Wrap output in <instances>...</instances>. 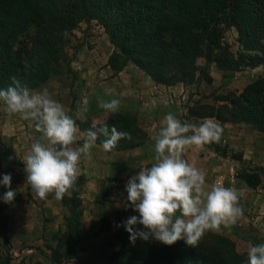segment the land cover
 Returning a JSON list of instances; mask_svg holds the SVG:
<instances>
[{
  "label": "trees",
  "instance_id": "obj_1",
  "mask_svg": "<svg viewBox=\"0 0 264 264\" xmlns=\"http://www.w3.org/2000/svg\"><path fill=\"white\" fill-rule=\"evenodd\" d=\"M91 20L102 26L113 46L107 64L114 73L133 63L154 82L169 86L177 82L192 84L198 78L211 83L210 63L223 71L264 66V0H0V89L7 88L13 76L30 89L54 76L71 61L66 47L73 30L80 22ZM229 27L236 31L235 52L224 42ZM199 58L204 59L203 65L198 64ZM218 100L219 104L198 101L188 106L187 116L212 117L220 123L244 122L264 132V75ZM102 124L131 134L132 139H121L116 150L138 145L146 136L130 116L112 114L96 125ZM91 126L84 122L81 129ZM208 146L224 158L239 161L242 165L236 176L249 187L262 183L264 169L244 159L241 152L229 150L222 141ZM4 174H11V188L16 192L13 170H5ZM7 190L1 185L0 197ZM18 198L16 192L13 203ZM69 200L72 218L65 234L70 237L71 246L59 256L57 252L51 254L53 261L78 258L82 251L75 233L79 200ZM13 203L0 199V218ZM246 237L253 245L264 243L257 235ZM202 238L196 247L180 240L171 246L153 245L147 251L166 264H245L247 252L238 253L228 237L210 232ZM144 242L136 240L138 244ZM136 255L137 251L126 250L125 264H146Z\"/></svg>",
  "mask_w": 264,
  "mask_h": 264
},
{
  "label": "crops",
  "instance_id": "obj_2",
  "mask_svg": "<svg viewBox=\"0 0 264 264\" xmlns=\"http://www.w3.org/2000/svg\"><path fill=\"white\" fill-rule=\"evenodd\" d=\"M80 28L78 37L82 36L81 45L75 50V58L71 63L74 79L66 83L49 78L33 90L47 88L51 98L62 104L73 118L79 108L87 107L85 122L91 125L105 122L112 114L133 117L146 136L138 145L113 149L107 153L101 144L96 143L91 150V160L81 159L79 172L83 174V186L75 194L79 200V225L75 233L82 245L78 258L62 257L53 261L48 250L50 244L60 247L56 254L64 251L63 244L51 243L54 241H48L47 237L58 231L61 235L66 233L67 224L72 218L71 211L67 210L59 218L46 222L47 214L57 216L65 209L46 208V199L33 198L31 189L20 191L18 188L16 192L19 198L1 213L6 223L2 224L0 218V264H125L128 249L131 253L137 251L136 257L146 264H166L163 259L155 254L151 256L147 251V247L159 246L161 242L150 239L133 245L129 239L130 234L121 226L128 217L138 215L131 208H125L126 182L138 175L141 168L154 163V141L151 137L159 131L162 120L169 112L174 113L182 122L195 125L203 122L205 118L188 117L187 107L198 101L209 103L208 95L217 88L214 75L226 71L210 63L208 69L211 83L200 80L198 83L186 85L177 82L169 86L154 82L133 63H128L114 73L107 64L113 46L102 26L95 21L81 22ZM190 86L194 87V93L189 99L187 92ZM112 99L120 100V108L116 113L99 107V101ZM212 119L223 128L221 141L229 150L241 152L244 159L264 169V132L248 123H220ZM82 123L77 120L80 133L84 132L81 129ZM39 136L34 125L19 116L7 115L0 106V180L5 170L12 169L15 173L24 171L25 165L19 166L16 162H23L24 155ZM83 142L81 136L75 146ZM184 158L204 173L207 187L217 184L235 188L244 211L230 231L222 227L218 231L206 233L228 237L234 242L238 253L248 252L253 245L246 236L257 235L264 241V177L258 187H249L236 176L241 163L220 156L208 145L202 150L190 149ZM24 176L22 183H26V174ZM112 183H118L114 187L118 190L112 193L113 196L104 191L106 185ZM115 197L116 202H110L114 200L110 198ZM98 198L105 201L98 203ZM149 256L152 257L151 261H148Z\"/></svg>",
  "mask_w": 264,
  "mask_h": 264
},
{
  "label": "clouds",
  "instance_id": "obj_3",
  "mask_svg": "<svg viewBox=\"0 0 264 264\" xmlns=\"http://www.w3.org/2000/svg\"><path fill=\"white\" fill-rule=\"evenodd\" d=\"M63 35L67 38L68 32ZM11 81L7 88L0 89V106L7 115L19 116L40 133L22 159L33 198L43 200L54 194L56 200H62L76 184L81 159L91 160L98 139L103 138L101 146L106 153L121 139H132L129 132L107 124L94 123L80 133L77 120H87V107L79 108L73 118L51 98L47 88L30 89L15 76ZM99 107L116 113L120 100H101ZM222 134L223 128L212 118L195 125L182 122L171 112L164 117L159 131L151 137L154 163L126 182L125 208L138 215L128 217L121 226L130 234L133 245L139 238L168 246L184 240L196 247L206 232L222 227L230 231L243 216L235 188L217 184L207 187L204 173L184 158L190 149L202 150L205 145L219 143ZM81 136L84 142L75 146ZM11 182V174H4L0 180V185L8 189L0 199L8 204L16 196ZM245 264H264V243L249 247Z\"/></svg>",
  "mask_w": 264,
  "mask_h": 264
},
{
  "label": "rangeland",
  "instance_id": "obj_4",
  "mask_svg": "<svg viewBox=\"0 0 264 264\" xmlns=\"http://www.w3.org/2000/svg\"><path fill=\"white\" fill-rule=\"evenodd\" d=\"M93 21L95 20H91L88 23H93ZM85 22V21H82ZM96 22V21H95ZM81 23V22H80ZM80 23L79 25L73 30V33L71 35L70 41L68 43V46L66 47L68 54L70 55L71 61L68 65H63L55 74L54 76L51 77V79H58L61 80L63 82L69 83L72 81L73 78V72H72V60L75 58V53H76V49L77 47H79L81 45V38L82 36L80 35L78 37V32L81 31L80 28ZM97 23V22H96ZM89 29V28H87ZM224 42L229 46V48L231 49V51L235 52L237 51V41H236V31L233 27H229L225 30L224 33ZM204 59L203 58H199L198 59V64L203 65L204 64ZM260 75H264V66H259L256 68H245L242 69L240 71H226L224 74H215L214 75V80L216 81V89H214V91H212L208 96L210 97L209 99V103H213V104H219L220 101L218 100V97L224 94H228L231 92H239L246 84H248L249 82H251L252 80H254L256 77L260 76ZM200 80V78H198L196 80V82L198 83ZM194 93V87L190 86L189 90L187 92V97L190 99L191 95ZM248 161V160H247ZM17 165L19 166H23L24 163L21 161L16 162ZM253 164V163H252ZM250 163H247V165H252ZM242 165V164H241ZM255 165V164H253ZM25 171L22 172H14V186L15 189L17 190L18 188L21 190H28L30 189V186H28L26 183H22V180L25 179L24 176ZM83 174H79L78 179L76 181V184L74 185L73 189L70 190V192L68 194H66L64 196V198L62 200H56L54 198V194H49L47 199H46V208H50V209H55V210H59V209H65V211L63 210V212H59V215L57 216H50L47 214V216H45V220L47 221H53L55 218H59L61 214L63 213H67V210H70V205L72 204V202L69 199L75 198V194L81 190V187L83 186ZM12 185V184H11ZM118 183H112V184H107L106 188H104V191H106L107 193H109V195H112V193H114L116 190L114 187L117 186ZM31 191V190H30ZM113 196V195H112ZM108 198V197H107ZM110 199H114L110 202H116L117 198H110ZM45 200V199H44ZM98 203H102L105 200L98 198L96 199ZM115 205V204H113ZM11 206V205H10ZM112 206V205H111ZM64 218V216H63ZM3 219V220H2ZM6 218L5 217H1V221L2 223H6ZM203 238H201L202 240ZM47 240L50 241H54L51 243H58V244H63L64 249H67L68 247L71 246V240L70 237L68 235H66L65 233L63 235L60 234V232H56L54 235L51 236V234L47 237ZM200 242V241H199ZM45 245L47 246L48 243L46 242ZM49 248L48 250L50 251L51 254L56 253L57 251H59L60 247H53L50 244L48 245ZM40 249V248H39ZM43 251V249H42Z\"/></svg>",
  "mask_w": 264,
  "mask_h": 264
}]
</instances>
